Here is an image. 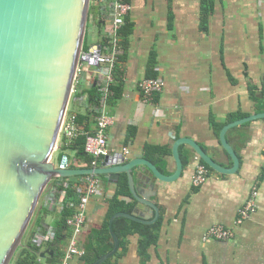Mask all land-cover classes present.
Returning a JSON list of instances; mask_svg holds the SVG:
<instances>
[{
  "label": "crops",
  "instance_id": "0c3cea01",
  "mask_svg": "<svg viewBox=\"0 0 264 264\" xmlns=\"http://www.w3.org/2000/svg\"><path fill=\"white\" fill-rule=\"evenodd\" d=\"M127 1L132 10L122 29L126 28L129 35L121 37L124 84L121 98L109 103V113L115 118L108 131L109 155L123 154L126 163L135 159L150 161L147 148L169 149L171 154L164 160L153 157L156 163L150 162L171 176L177 169L173 146L188 138L220 166L232 168L233 160L219 140L223 128L264 114V0H211L207 15L205 0ZM103 31L96 7L89 18V40L84 46L90 49L100 45ZM98 71L82 62L76 93L86 92L96 80L101 84ZM151 75L163 82L164 89L152 103H146L139 84L154 79ZM86 99L73 95L67 115L84 114ZM131 131L134 138L127 143ZM226 137L239 158L237 173L211 172L200 187L192 183L200 160L188 146L180 148V154L190 159L176 182H161L148 170L143 173L135 169L137 192L146 194L159 208V219L164 218L159 243L150 250L147 264H264V118L231 129ZM126 149L129 154H125ZM104 159L98 168L103 167ZM69 168L88 169L75 157L69 161ZM101 181L99 194L92 196L87 205L82 248L90 233L103 226L109 201L119 189V181ZM54 182L44 190L46 195L43 199L42 194L38 204L52 212L41 219L47 233L42 234L37 221L30 224L24 245L42 246L48 234L55 233L61 211L50 203L55 198ZM81 193L83 188L77 190V195ZM253 193L255 212L237 225L240 211ZM132 198L121 199L130 203L135 201ZM213 226L232 230L234 237L204 241ZM138 241V236L128 237L125 254L115 258L114 264H141ZM47 257L53 260L51 255ZM40 262L47 264L43 259Z\"/></svg>",
  "mask_w": 264,
  "mask_h": 264
},
{
  "label": "water",
  "instance_id": "95a60500",
  "mask_svg": "<svg viewBox=\"0 0 264 264\" xmlns=\"http://www.w3.org/2000/svg\"><path fill=\"white\" fill-rule=\"evenodd\" d=\"M91 0H0V264H11L24 244L27 230L44 190L54 180L101 176L118 183L127 174L137 202L133 214L118 213L110 220L114 249L93 264L114 258L120 241L113 233L117 218L151 225L160 217L149 197L137 192L134 171L148 170L159 181L173 183L184 172L180 148L188 146L196 158L222 175L237 173L240 162L227 141V133L240 125L264 118L259 114L225 126L220 143L233 167L220 166L194 140L182 138L173 146L176 172L164 175L153 163L123 154L105 157L103 167L70 169L68 157L58 165L62 126L70 108L82 62L98 68L101 45L84 52ZM149 187L153 185L149 182ZM144 211V212H142ZM47 254L41 259L51 264Z\"/></svg>",
  "mask_w": 264,
  "mask_h": 264
},
{
  "label": "trees",
  "instance_id": "16d2710c",
  "mask_svg": "<svg viewBox=\"0 0 264 264\" xmlns=\"http://www.w3.org/2000/svg\"><path fill=\"white\" fill-rule=\"evenodd\" d=\"M211 3V0H205V15H207V3ZM92 11V10H91ZM90 11V15H91ZM93 12V11H92ZM126 28L122 31L121 37L126 38L128 36ZM122 45V44H121ZM127 43L125 44L126 47ZM123 46V45H122ZM89 49L84 46V52ZM125 62V55H121L118 64L115 68L114 77L115 83L111 87L113 92V97L110 98L109 103L112 105L115 101H118L123 92V64ZM154 75H151V78ZM101 84L98 80L93 83L91 88L86 92L75 93L74 97L80 98L87 96V110L84 114H76L77 124L84 132H91L95 125L96 118V108L99 107L101 103ZM264 101V96H263ZM237 118V117H235ZM216 132L220 133V128H217ZM134 138V131L129 133L127 143ZM86 137L80 135L72 141L67 139H62V146L60 152H62V157L67 155V153H72L75 158L84 164L85 168L90 169L92 166V158L85 152ZM148 159L156 163L153 157L164 160V158L171 154L169 149L165 148H147ZM182 154V153H181ZM60 158V160L62 159ZM182 161L184 166H188L189 157L182 156ZM200 164L204 165L210 172H214L208 165H206L202 160ZM74 167V166H73ZM72 168V167H71ZM89 176L74 177L68 179H57L53 183L55 187L56 199L59 198L60 193L65 192L66 198L64 200V207L59 214V219L56 222L54 237L51 241L45 242L42 246H35L33 244H28L22 246L16 252L14 259L11 264H42L40 262L41 255L47 254L53 257L52 264H61L60 259L65 256L63 248L67 246L71 236V228L68 226V220L74 216L76 212V207L78 204L77 190L82 189ZM101 180L103 177L99 176ZM117 195L109 201V209L106 215L105 222L100 230H94L90 233L86 240L83 241V249L85 250V255L78 259L77 264H93L98 259L102 258L106 254L112 252L114 249V239L110 231V220L118 213L133 214L136 208V202L127 203L122 200V197L132 198V193L129 187V180L126 174H122L121 179L118 184ZM133 199V198H132ZM51 211L39 205L35 211V216L31 224L38 222L42 234H46L41 222L45 216H51ZM164 223V218L161 217L156 223L151 225H145L141 223L134 222L126 218H117L113 222L112 229L113 233L118 237L120 241V251L116 256L104 264H114L115 258L122 257L127 250V238L130 236H138V254L141 260V264H147L150 260V250L157 247L160 239V234L162 231Z\"/></svg>",
  "mask_w": 264,
  "mask_h": 264
},
{
  "label": "built area",
  "instance_id": "2783aa9c",
  "mask_svg": "<svg viewBox=\"0 0 264 264\" xmlns=\"http://www.w3.org/2000/svg\"><path fill=\"white\" fill-rule=\"evenodd\" d=\"M98 5L100 11V19L103 23L104 31L102 32L104 39L101 42V54L98 58L99 71L101 76V103L96 108L95 125L91 132H84L77 124L76 115H66L64 124L61 130V137L72 141L80 135L86 137L85 152L92 158L91 169L99 167V163L103 158L109 155L108 150V131L115 124V118L109 113V100L113 97L111 87L115 83L114 72L118 64L119 58L123 51L121 49V31L126 24V19L132 10L131 4L127 0H91V5ZM81 73V64L78 69L74 93H76V84L78 83V75ZM144 101L152 103L155 97L163 92L164 84L159 79H145L139 84ZM87 103V99L85 100ZM125 154H129L126 149ZM211 172L202 164H200L195 171L192 178V183L195 187L204 185ZM101 179L99 176H89L83 193L78 194V204L76 212L72 218L68 220V226L71 228V236L68 243V249L61 264H71L74 260L80 259L85 255V250L80 246L84 227L87 220V205L92 196L99 194L101 188ZM255 197L253 193L251 198L247 201L243 209L240 211L237 225L243 224L255 212ZM66 193L62 192L59 198L50 200L56 208L60 211L64 207V199ZM54 233L48 234L45 242L53 239ZM234 237V232L226 229L223 226L211 227L204 236V241L218 240L227 241Z\"/></svg>",
  "mask_w": 264,
  "mask_h": 264
},
{
  "label": "rangeland",
  "instance_id": "374dc122",
  "mask_svg": "<svg viewBox=\"0 0 264 264\" xmlns=\"http://www.w3.org/2000/svg\"><path fill=\"white\" fill-rule=\"evenodd\" d=\"M96 7H98V5H94V4H92L91 5V10L93 11ZM99 8V7H98ZM92 11H91V13H92ZM103 35V34H102ZM88 40H89V37H87V39H85V42H87V44H88ZM74 95V94H73ZM62 152H59L58 153V163H59V161H60V158L62 157ZM68 158H69V161H71L72 159H73V157H75L74 156V154H72V153H67V155H66ZM59 165V164H58ZM55 181V180H54ZM53 181V182H54ZM48 188V187H47ZM46 195V193L45 194H43V199H44V196Z\"/></svg>",
  "mask_w": 264,
  "mask_h": 264
}]
</instances>
